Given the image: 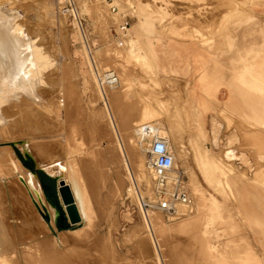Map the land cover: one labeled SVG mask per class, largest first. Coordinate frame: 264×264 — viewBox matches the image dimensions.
Here are the masks:
<instances>
[{
    "label": "rangeland",
    "instance_id": "obj_1",
    "mask_svg": "<svg viewBox=\"0 0 264 264\" xmlns=\"http://www.w3.org/2000/svg\"><path fill=\"white\" fill-rule=\"evenodd\" d=\"M31 1L0 0L44 81L41 115L22 97L0 133V264H264V44L254 43L264 41V12H253L264 0ZM70 4L73 16L62 11ZM125 15L130 27L119 44L112 29ZM237 35L250 43L236 45L231 67L220 61L217 74L224 80L233 71L227 82L239 112L214 110L224 122L221 139L200 144L197 108L176 91L165 48L190 41L214 50L219 38ZM104 69L119 78L105 92L96 84ZM151 133L168 137L193 198L175 218L143 213L138 204L141 196L153 199ZM32 152L33 161L24 157ZM68 163L79 192L69 172L56 177ZM38 171L54 175L61 212L41 190ZM161 224L166 230L156 231Z\"/></svg>",
    "mask_w": 264,
    "mask_h": 264
},
{
    "label": "crops",
    "instance_id": "obj_2",
    "mask_svg": "<svg viewBox=\"0 0 264 264\" xmlns=\"http://www.w3.org/2000/svg\"><path fill=\"white\" fill-rule=\"evenodd\" d=\"M253 12L261 14L264 12V7ZM261 23L260 28L262 29L264 27V21ZM216 43H220L221 47L212 50L205 44L202 45L199 42H175L168 44L167 48H165L166 52L164 53L165 57L172 60V62L169 61L171 64L167 66V68H170V76H175L174 78L179 82L176 91L184 93L187 102L197 108L196 122L199 126L195 139L200 144L202 140L209 139L210 144L213 146L218 145L213 140V133L215 132L219 136V140L221 139L220 133L224 128V122L217 117L214 110L219 109L226 113L239 112V104L235 101L234 97V88L227 82V78L233 75V71L229 76L224 75L226 79L223 80L217 74L223 68V64H220V61L227 60L230 65V56L234 53L235 46H245V44H249L250 42L248 38L237 35L219 38V42ZM254 43L260 45L264 44V41L258 39ZM146 55L148 58L150 57L147 53ZM219 55H221V58L218 57ZM220 94H223V96ZM107 101L103 100L105 107L109 105ZM114 123L115 131H118L115 120ZM162 123H165L164 120ZM232 132L229 131L227 137ZM120 141L122 142L121 139ZM203 147L209 150L208 147ZM212 152L216 154V152ZM232 152L228 151V155H232Z\"/></svg>",
    "mask_w": 264,
    "mask_h": 264
},
{
    "label": "bare ground",
    "instance_id": "obj_3",
    "mask_svg": "<svg viewBox=\"0 0 264 264\" xmlns=\"http://www.w3.org/2000/svg\"><path fill=\"white\" fill-rule=\"evenodd\" d=\"M33 2H37V1H35V0L31 1V4H33ZM107 4L109 6V3H107ZM111 5H114L113 2L111 3ZM34 9H32V10H34ZM3 11L4 10L0 9V133H1V135H4L5 133H7V128H6L7 126H6V123L4 121V117H6V116L8 117L9 114H11L10 113L11 110L17 109V107L22 104V97L23 98H27V100H29L32 103V105L35 104V105H33V111L35 113H37V112L40 113L39 109L37 108L39 106L38 103L41 102L40 101V97H39L40 96L39 95L40 91H39V87L38 86H39V84L44 82V81H39L38 80L39 79V74L37 75V73L33 69L34 68L33 67V63L30 61V50H29L30 48H28L29 46L24 44L25 40H23L21 34H19V33L15 34L13 32L14 31L13 30V26H12L13 23H12L11 19H6L2 15ZM65 12H68L67 9H65ZM72 12L75 15L74 9H72ZM69 14L72 15L71 13H69ZM73 24H74V29H77V22L75 21V19L73 20ZM88 50H89V53H90L89 47H88ZM35 61H37V60L35 59ZM38 69H39V67L37 68V70ZM96 76H97V74H96ZM55 80H56V78H54V77L52 78L51 77L50 80L47 83L50 84V85L51 84H55L56 83ZM118 81H119V78H118ZM103 92H105L104 89H103ZM24 103H26V101ZM27 105H28V103H27ZM28 108H29V106H28ZM24 109L22 111H24ZM16 112L19 113L20 110H19V112L18 111H16ZM25 112L27 113L28 111H26V109H25L24 114H26ZM13 113L15 114L14 111H12V114ZM17 113H16V115L19 116V114H17ZM20 114H21V112H20ZM28 114H30V113H28ZM40 115H41V113H40ZM17 116H14V122L16 120L15 117H17ZM21 116H20V118H21ZM27 116H29V115H27ZM31 116L32 115H30V117ZM36 116H38V114ZM17 119H19V117ZM9 120H11V119H9ZM16 121H18V120H16ZM11 122H13V121H11ZM11 122L9 121V123H11ZM15 124H17V123L15 122ZM149 128H150L149 130H151V126ZM146 133H150V131L146 132ZM150 135H151L150 138L153 135L162 136L168 141V144L170 145L169 139L165 135H162L160 133H151ZM218 138H219V136H217V138H216V140L214 142H217ZM151 140H152V138H151ZM19 142H22V141H19ZM21 145H23V144L20 143V146ZM227 151L235 152V150H227ZM23 153H25V152L23 151ZM172 155H173V159H174L175 155L173 154V152H172ZM24 157H26L27 159L29 158L31 161H33L34 154H33V152L32 153H27V154L24 155ZM173 166H174V170H173L172 173H170V177H173L175 175V173H176V166H175L174 162H173ZM44 167H45L44 169H47V165L44 166ZM138 167H140V166H138ZM57 170H58V172H57L56 177L58 178V177L62 176V174L65 171H67V172L70 171V165H69V163L67 164V166L65 164L64 165H58V169ZM46 174L51 176V177H54V175H50L49 173H46ZM140 175H141V173H140ZM151 176H152V193H153L152 196L154 198V195H155V191H154V177H153L152 173H151ZM30 179H31V177H29V181H30ZM69 180L71 181V184H73L72 183V179L70 178V172H69ZM30 186L33 188V184L32 183H30ZM149 189H150V187H149ZM185 189H186L187 193L189 194V196L191 198L192 202H191L190 205H192L193 204V198L190 195L186 185H185ZM72 196H73V199L75 200V202L77 203L78 202V197H77V195H75V193H73V191H72ZM190 205L189 204L176 203L175 204V208H176L177 213H178V207L179 206H190ZM151 223H153V222H151ZM155 228H157L156 231H158V230L159 231L160 230L161 231L166 230V229L162 230L163 228H165V227H163L162 224L159 225V226H155ZM185 228H187V227H182V229H185ZM163 233H165V232H163ZM161 234H162V232H161Z\"/></svg>",
    "mask_w": 264,
    "mask_h": 264
},
{
    "label": "built area",
    "instance_id": "obj_4",
    "mask_svg": "<svg viewBox=\"0 0 264 264\" xmlns=\"http://www.w3.org/2000/svg\"><path fill=\"white\" fill-rule=\"evenodd\" d=\"M111 3H109V11L111 13H117L118 7L111 5ZM71 8V4L70 8L65 5L62 11L65 12V9L69 10ZM67 13L74 15L72 10H69ZM115 27L112 29L114 38L117 39V43L122 44V39L126 36L127 30L130 27L127 16H123ZM96 74V84L101 90L118 83V76L113 70L104 69ZM149 129L148 126H144L142 133L149 132ZM151 138V143L147 149L149 158L146 164L148 170L154 177L155 195L153 199L147 200L141 196L138 204L143 213L158 211L168 218H175L177 216L175 204L182 203L190 205L192 201L185 189L182 173L176 169L175 175L170 177V173L174 170V159L168 141L158 135H153Z\"/></svg>",
    "mask_w": 264,
    "mask_h": 264
},
{
    "label": "trees",
    "instance_id": "obj_5",
    "mask_svg": "<svg viewBox=\"0 0 264 264\" xmlns=\"http://www.w3.org/2000/svg\"><path fill=\"white\" fill-rule=\"evenodd\" d=\"M37 174H38L40 184L45 192V195L53 204H55V206L57 207V210L61 212L60 207L57 205V200H56V192H55V185H54L55 180L41 171H38ZM58 221L59 222H57V224L60 229L67 227V225L65 224L64 217L61 216L60 220Z\"/></svg>",
    "mask_w": 264,
    "mask_h": 264
},
{
    "label": "flooded vegetation",
    "instance_id": "obj_6",
    "mask_svg": "<svg viewBox=\"0 0 264 264\" xmlns=\"http://www.w3.org/2000/svg\"><path fill=\"white\" fill-rule=\"evenodd\" d=\"M70 175H71V173H70ZM71 179H72V183L74 185V189L76 190V192H79V189H78V186L76 185V182L73 180V178H71Z\"/></svg>",
    "mask_w": 264,
    "mask_h": 264
},
{
    "label": "water",
    "instance_id": "obj_7",
    "mask_svg": "<svg viewBox=\"0 0 264 264\" xmlns=\"http://www.w3.org/2000/svg\"><path fill=\"white\" fill-rule=\"evenodd\" d=\"M29 167L31 168V169H34V167L32 166V165H29ZM49 176V175H48ZM49 177H51V176H49ZM51 178H53V177H51ZM39 183H40V181H39ZM40 187H41V185H40ZM41 190H42V187H41ZM72 213V212H71ZM72 218H74V215H73V213H72Z\"/></svg>",
    "mask_w": 264,
    "mask_h": 264
}]
</instances>
